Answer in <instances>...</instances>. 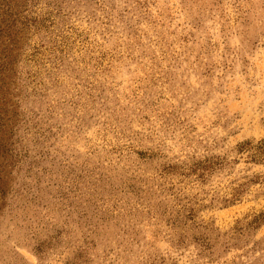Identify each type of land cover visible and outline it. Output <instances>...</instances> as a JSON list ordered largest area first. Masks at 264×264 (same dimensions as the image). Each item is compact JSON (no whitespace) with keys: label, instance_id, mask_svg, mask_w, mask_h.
I'll return each instance as SVG.
<instances>
[{"label":"rangeland","instance_id":"374dc122","mask_svg":"<svg viewBox=\"0 0 264 264\" xmlns=\"http://www.w3.org/2000/svg\"><path fill=\"white\" fill-rule=\"evenodd\" d=\"M262 141L264 0H0V264H264Z\"/></svg>","mask_w":264,"mask_h":264},{"label":"trees","instance_id":"16d2710c","mask_svg":"<svg viewBox=\"0 0 264 264\" xmlns=\"http://www.w3.org/2000/svg\"><path fill=\"white\" fill-rule=\"evenodd\" d=\"M260 147L257 148V154H255L252 158L253 160H255L256 157H258L259 155H263L264 156V141L260 142ZM240 151H245L247 149H250V143H246L243 145H240L239 147ZM220 163H211V162H205V163H201L199 165L196 166V170L202 172V176L205 174V172H207L210 168H212L213 165H219Z\"/></svg>","mask_w":264,"mask_h":264}]
</instances>
